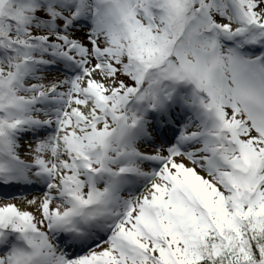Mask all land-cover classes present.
Returning a JSON list of instances; mask_svg holds the SVG:
<instances>
[{"label": "snow or ice", "instance_id": "6c2138e0", "mask_svg": "<svg viewBox=\"0 0 264 264\" xmlns=\"http://www.w3.org/2000/svg\"><path fill=\"white\" fill-rule=\"evenodd\" d=\"M0 264H264V0H0Z\"/></svg>", "mask_w": 264, "mask_h": 264}]
</instances>
